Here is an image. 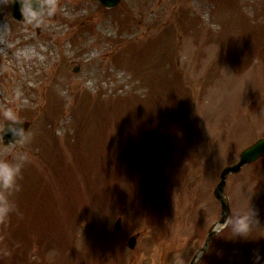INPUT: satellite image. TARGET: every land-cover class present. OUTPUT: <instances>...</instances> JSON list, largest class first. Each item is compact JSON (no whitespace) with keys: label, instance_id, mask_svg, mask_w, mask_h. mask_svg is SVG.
<instances>
[{"label":"rangeland","instance_id":"obj_1","mask_svg":"<svg viewBox=\"0 0 264 264\" xmlns=\"http://www.w3.org/2000/svg\"><path fill=\"white\" fill-rule=\"evenodd\" d=\"M15 1L0 124L17 111L30 158L0 190V264H189L209 231L198 264H264V158L222 191L229 215L253 211L249 238L215 196L264 137V0H34L22 22Z\"/></svg>","mask_w":264,"mask_h":264},{"label":"clouds","instance_id":"obj_2","mask_svg":"<svg viewBox=\"0 0 264 264\" xmlns=\"http://www.w3.org/2000/svg\"><path fill=\"white\" fill-rule=\"evenodd\" d=\"M32 15L35 16L36 14L32 13ZM2 120L3 123L0 124V141H2L6 132H11L14 137H19L14 144L10 143L4 146V152L7 155L5 158L0 159V190H3L5 193H11L18 189V179L22 168L30 158L28 152L20 147L22 144L27 143L28 134L22 127H18L22 123V120L14 108L4 109ZM0 206L7 212L11 209L12 204L5 197L0 202ZM224 223L230 225L234 237L249 238L257 221L254 218L253 211L249 207L246 211L238 213L235 216L228 215Z\"/></svg>","mask_w":264,"mask_h":264},{"label":"water","instance_id":"obj_3","mask_svg":"<svg viewBox=\"0 0 264 264\" xmlns=\"http://www.w3.org/2000/svg\"><path fill=\"white\" fill-rule=\"evenodd\" d=\"M98 1L101 2L106 7H113L118 4L119 0H98ZM19 8H20V5L17 2H15L14 5L12 6L13 16L17 18L18 20L22 18L19 12ZM18 127H22L23 130L25 131L27 125L22 124V125H19ZM5 134H7L12 139V141H14V143L16 140L19 139L18 136L14 137L11 132H6ZM263 155H264V139H261L260 141L252 145L251 147L245 149L240 154L238 161L234 165L223 169L220 175V183L218 184L217 189H216L217 192H215V196L221 202L223 212L228 213L227 205L225 204L222 198V191H223V187H224L225 179L227 175L238 173L244 165L252 163L257 158ZM134 244H135V238H131L129 240V247L133 248Z\"/></svg>","mask_w":264,"mask_h":264},{"label":"bare ground","instance_id":"obj_4","mask_svg":"<svg viewBox=\"0 0 264 264\" xmlns=\"http://www.w3.org/2000/svg\"><path fill=\"white\" fill-rule=\"evenodd\" d=\"M30 54H32V52L30 51V50H24L23 51V55L25 56V57H29L30 56Z\"/></svg>","mask_w":264,"mask_h":264}]
</instances>
